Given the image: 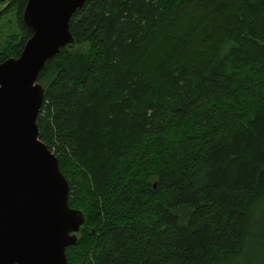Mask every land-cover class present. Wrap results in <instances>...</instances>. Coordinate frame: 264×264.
Returning <instances> with one entry per match:
<instances>
[{"label": "trees", "instance_id": "16d2710c", "mask_svg": "<svg viewBox=\"0 0 264 264\" xmlns=\"http://www.w3.org/2000/svg\"><path fill=\"white\" fill-rule=\"evenodd\" d=\"M69 31L36 120L84 215L67 264H264V0H87Z\"/></svg>", "mask_w": 264, "mask_h": 264}, {"label": "water", "instance_id": "95a60500", "mask_svg": "<svg viewBox=\"0 0 264 264\" xmlns=\"http://www.w3.org/2000/svg\"><path fill=\"white\" fill-rule=\"evenodd\" d=\"M86 1L27 0L22 20L32 35L17 58L0 63V264H67L84 223L36 120L44 93L37 77L74 46L69 21Z\"/></svg>", "mask_w": 264, "mask_h": 264}, {"label": "rangeland", "instance_id": "374dc122", "mask_svg": "<svg viewBox=\"0 0 264 264\" xmlns=\"http://www.w3.org/2000/svg\"><path fill=\"white\" fill-rule=\"evenodd\" d=\"M2 7H3V6H0V9H1ZM83 224H84V223H83ZM82 226H83V225H82ZM82 226H81V227H82ZM81 227H80V228H81ZM79 231H80V230H79ZM78 233H79V232H78ZM78 233H77V234H78ZM76 236H77V235H76Z\"/></svg>", "mask_w": 264, "mask_h": 264}]
</instances>
